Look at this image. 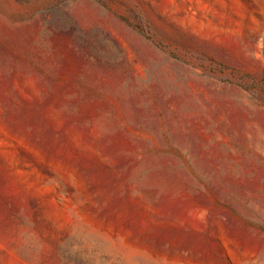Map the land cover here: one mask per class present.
Instances as JSON below:
<instances>
[{
	"label": "rangeland",
	"instance_id": "374dc122",
	"mask_svg": "<svg viewBox=\"0 0 264 264\" xmlns=\"http://www.w3.org/2000/svg\"><path fill=\"white\" fill-rule=\"evenodd\" d=\"M214 1L0 0V264H264V0Z\"/></svg>",
	"mask_w": 264,
	"mask_h": 264
},
{
	"label": "crops",
	"instance_id": "0c3cea01",
	"mask_svg": "<svg viewBox=\"0 0 264 264\" xmlns=\"http://www.w3.org/2000/svg\"><path fill=\"white\" fill-rule=\"evenodd\" d=\"M211 8L210 23L217 26L223 39L236 42V0H215L211 3ZM223 48L228 49L229 45H223Z\"/></svg>",
	"mask_w": 264,
	"mask_h": 264
}]
</instances>
